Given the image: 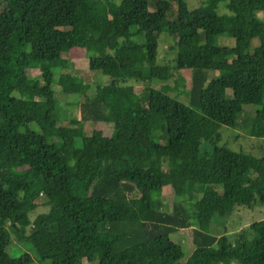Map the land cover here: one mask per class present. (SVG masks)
<instances>
[{"label": "trees", "instance_id": "trees-1", "mask_svg": "<svg viewBox=\"0 0 264 264\" xmlns=\"http://www.w3.org/2000/svg\"><path fill=\"white\" fill-rule=\"evenodd\" d=\"M171 1L149 10L148 0H0V264H264V220L249 225L251 238L242 231L230 240L205 219L207 207L227 214L264 201V156L217 145L220 127L242 116L248 134L264 137V0L195 8L177 0L167 20ZM222 1L228 14L216 12ZM164 23L177 35L175 69L191 70L177 97L168 91L179 75L157 64ZM222 34L234 45L219 46ZM254 38L259 45L246 52ZM74 47L113 61L101 70L109 76L101 92L70 69L63 55ZM210 69L219 75L208 78ZM71 100L75 115L58 123ZM88 122L125 134L87 131ZM202 142L212 150L195 161ZM75 150H84L77 172ZM164 159L169 181L161 183L177 197L171 212L152 203ZM41 203L48 210L31 219ZM181 232L191 247L185 258ZM12 240L25 250L4 261Z\"/></svg>", "mask_w": 264, "mask_h": 264}, {"label": "rangeland", "instance_id": "rangeland-1", "mask_svg": "<svg viewBox=\"0 0 264 264\" xmlns=\"http://www.w3.org/2000/svg\"><path fill=\"white\" fill-rule=\"evenodd\" d=\"M187 3L189 8H195L199 6L203 0H183ZM157 0H148V8L149 10H154L155 4ZM1 10V7H0ZM177 12V0L171 1V9L167 13V20H173L176 17ZM216 12L218 14H228L229 11L225 6V1L220 2L217 5ZM257 17L264 21V10H260L257 12ZM164 31L161 32L158 39V57H157V64L159 65H168L172 71L176 75H179V85L175 86V84L170 81L171 84L168 94L172 97H177V92L179 89H182V82H184L185 87L190 85V69H175V50L173 49L174 42L177 38V35H171L167 31V24L164 23L163 25ZM234 38L228 35L222 34L216 37V43L219 46H233L234 45ZM259 45V40L257 38L252 39L249 48L246 52H251L255 47ZM68 60V64L70 69H73L76 74L82 79L84 82L90 84L91 88L97 87V90L101 92L104 85L108 82L109 76L104 75L101 70L103 68L109 67L113 65V61L109 58L99 59L93 50V47H89L87 49L84 48H72L69 52L63 55ZM37 71H33L32 75L36 74ZM219 70H207L206 75L208 78L217 77L219 75ZM128 84L135 85L138 89H142L145 85L142 81H135L129 80ZM151 85L160 88L161 82H151ZM52 88L55 90L57 94L58 100L61 104L60 96H58V89L59 86L56 84L52 85ZM226 96L228 98L232 97L231 90H226ZM71 97V96H70ZM182 94L180 95V98ZM69 98V97H68ZM70 100V98L68 99ZM63 99H66L63 97ZM78 100H83V97H78ZM73 102L70 103L69 108L64 109L59 117L58 123H64L70 118H72L75 110V100H71ZM63 105V104H62ZM244 111L247 113L248 116L252 117L255 114V108L253 105L245 104L243 106ZM245 116H242L239 122L234 127H229L222 125L219 129L221 134V139L217 142L218 146H224L233 151H243L244 153L259 158L264 156V137H257L248 134L245 124ZM128 131L134 128L133 123H128L125 125ZM85 128L87 131H90L93 128L99 129L103 132L105 136H116V135H124L125 130L120 125H113V123H105V122H97V123H86ZM203 150L211 151L212 146L202 142L201 146L194 150L193 158L195 161H198V158L202 156ZM84 154V150H75L73 159H72V166L74 171H78L80 167V161ZM168 166L167 162L163 160V167L159 173L155 174V188L153 191L152 196V203L154 206L157 205L158 202L162 203V210L165 212H171V202L175 197L174 193L172 192L169 185L162 184V180L169 181L168 177ZM250 176L254 174L253 171L248 173ZM13 188H16V185H13ZM179 199L183 200V203L186 205L189 215L193 219V211H194V204L193 201H189L186 196L179 197ZM48 210V206L41 203V205L30 214V218L34 219L35 216L39 213L46 212ZM224 209L215 208V207H207L205 209V219L206 222H209L212 218V222L210 224V231L217 236L225 234L228 239L233 240L235 236L245 231L248 235V238H251V232L249 230V225L253 222L263 221L264 220V201H261L259 196H257L256 201L251 207L245 206H236L231 209L227 214H225ZM224 214V215H223ZM179 243H182L184 247L185 256L188 255L190 246L187 244V236L184 232L178 234L175 240ZM25 249L22 245H19L12 240L10 246L7 249V256L3 258L5 261L9 256H16L22 253ZM40 264V263H38ZM47 264V262L42 263ZM259 264V263H253Z\"/></svg>", "mask_w": 264, "mask_h": 264}]
</instances>
